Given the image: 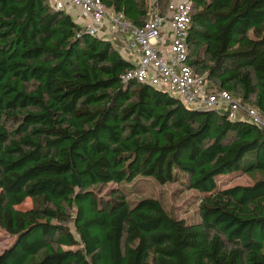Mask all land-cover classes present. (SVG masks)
I'll use <instances>...</instances> for the list:
<instances>
[{
    "label": "trees",
    "instance_id": "trees-1",
    "mask_svg": "<svg viewBox=\"0 0 264 264\" xmlns=\"http://www.w3.org/2000/svg\"><path fill=\"white\" fill-rule=\"evenodd\" d=\"M101 1L149 19L150 0ZM191 2L189 65L264 115V0ZM81 31L47 0H0V264H264L262 128L124 81L132 64ZM241 171L258 178L219 188ZM140 177L185 179L199 222L130 201Z\"/></svg>",
    "mask_w": 264,
    "mask_h": 264
},
{
    "label": "built area",
    "instance_id": "built-area-1",
    "mask_svg": "<svg viewBox=\"0 0 264 264\" xmlns=\"http://www.w3.org/2000/svg\"><path fill=\"white\" fill-rule=\"evenodd\" d=\"M55 10L71 15L87 33L110 42L132 69L122 78L148 85L196 110L225 111L231 120H247L264 131V115L227 90L212 89L207 74H197L189 65L188 35L192 22L191 0H170L162 12L150 0L149 19L133 25L123 13L101 0H47Z\"/></svg>",
    "mask_w": 264,
    "mask_h": 264
},
{
    "label": "rangeland",
    "instance_id": "rangeland-1",
    "mask_svg": "<svg viewBox=\"0 0 264 264\" xmlns=\"http://www.w3.org/2000/svg\"><path fill=\"white\" fill-rule=\"evenodd\" d=\"M165 6V3L163 4ZM258 177L240 172L237 174H229L222 176L218 186L220 189L229 188L237 185H251ZM138 181V182H137ZM139 187L138 192L131 194L128 198L130 201H138L145 198H156L161 201L164 208L174 217L184 219L188 222H199L198 205L200 202V193L191 190L186 186V180H179L173 183L160 184L153 178L140 177L136 181ZM135 184V183H134ZM130 192L131 188L135 189V185L124 183L117 185L114 183L101 186L99 191L104 195L111 190L123 189ZM32 207L31 200L22 206V209ZM75 211H73L74 216ZM13 243V239L0 228V253L7 249Z\"/></svg>",
    "mask_w": 264,
    "mask_h": 264
}]
</instances>
